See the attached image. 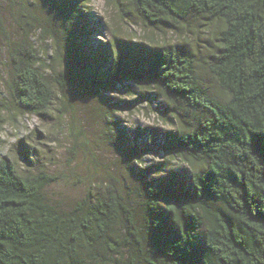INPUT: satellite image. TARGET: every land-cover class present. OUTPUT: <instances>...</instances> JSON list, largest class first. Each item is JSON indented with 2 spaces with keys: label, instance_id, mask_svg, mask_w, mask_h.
Listing matches in <instances>:
<instances>
[{
  "label": "trees",
  "instance_id": "1",
  "mask_svg": "<svg viewBox=\"0 0 264 264\" xmlns=\"http://www.w3.org/2000/svg\"><path fill=\"white\" fill-rule=\"evenodd\" d=\"M115 1L129 4L148 26L162 20L175 25L190 14L222 20L221 45L209 70L227 97L219 99L200 82L189 52L162 46L133 66L115 44L106 47L108 74L92 76L94 91L110 93L130 81L153 87L177 126L169 141L189 168L187 179L182 186L172 180L164 189L145 184L135 203L115 183L100 185L98 193L65 209L45 195L56 175L23 171L1 157L0 264H264V0ZM5 2L14 14L18 1ZM72 3L44 2L53 24L41 34L53 38L54 61L70 55L67 50L76 57L80 51ZM22 15L26 26L27 14ZM4 38L16 107L43 114L58 95L67 98L59 107L66 111L67 68L49 64L46 72L25 32ZM6 109L0 99V127Z\"/></svg>",
  "mask_w": 264,
  "mask_h": 264
},
{
  "label": "rangeland",
  "instance_id": "2",
  "mask_svg": "<svg viewBox=\"0 0 264 264\" xmlns=\"http://www.w3.org/2000/svg\"><path fill=\"white\" fill-rule=\"evenodd\" d=\"M5 1L0 0V99L6 100L7 109L2 112L0 158L12 159L23 171L44 170L56 175L45 195L65 209L89 192L98 193L100 185L115 183L133 203L140 201L138 192L145 184L164 189L174 180L182 186L189 168L170 145V132L177 126L164 112L168 108L165 99L153 87H140L132 81L118 84L116 91L97 94L92 76L107 77L110 62L103 55L106 47L115 44L125 63L135 66L141 57L167 46L193 54L200 82L211 94L225 99L227 94L209 70L221 45L223 21L190 14L175 25L162 20L157 26H148L126 2L116 6L115 0H72V29L80 51L77 49L76 57L67 50L70 55L54 61L53 38L41 34L42 28L53 24L48 20L45 0H17L14 14ZM22 13L27 14L26 26L20 22ZM24 32L39 49L46 72L51 71L49 64L55 69L67 68L66 90L71 98L63 113L59 112L61 103L67 101L63 96L57 95L43 114L24 112L13 102L4 36L16 39ZM59 43L63 45V39Z\"/></svg>",
  "mask_w": 264,
  "mask_h": 264
}]
</instances>
